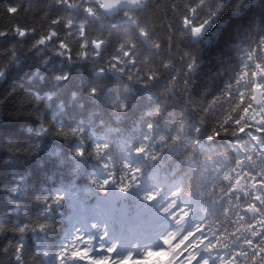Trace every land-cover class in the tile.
Masks as SVG:
<instances>
[{
	"label": "trees",
	"instance_id": "16d2710c",
	"mask_svg": "<svg viewBox=\"0 0 264 264\" xmlns=\"http://www.w3.org/2000/svg\"><path fill=\"white\" fill-rule=\"evenodd\" d=\"M196 2L146 0L137 9H119L112 17L93 19L81 9L58 6L55 0H0V32L7 33L0 35V264H59L60 248L78 231L74 221L81 213L92 222L99 221L96 204L101 200L121 195L118 206L125 203L134 210L137 197L147 187H163L162 199L175 180L187 178L190 170L202 172L205 162L211 163L209 152H224L234 164L236 154L229 136L209 140L208 147L194 153L164 149L155 165L134 152L143 142L146 123L153 119L148 113H157L152 122L158 133L171 135L183 125V135L191 139L195 135L192 130L199 128V140L207 143L217 118L230 105L243 107L239 93L247 90L238 89L236 80L247 52L256 49L259 53L264 0H206L201 19L210 8L222 7L199 40L183 31L180 23L185 8ZM9 6H16L18 12H9ZM126 12L146 28L147 37H141L137 26L125 19ZM69 14L77 24L86 23L89 40L106 41L99 57L89 49L87 58H76L81 51L76 26L51 25L53 18ZM17 27L29 34L19 37ZM52 27L58 37L37 46L35 42ZM128 38L136 43L138 59L158 72L159 78L149 86L129 80L124 73L99 72L100 67L108 66L119 43ZM61 42L69 45L73 60L57 54L62 51ZM189 56L196 61L194 72L187 68ZM247 62L252 63L250 58ZM131 71L134 75L135 69ZM65 75L66 80L56 79ZM173 77H177L175 81ZM93 89L95 95L91 94ZM121 102L126 111L117 110ZM58 124L65 130L80 127L83 132L64 137L58 134ZM42 127L48 131L38 135ZM99 140L110 144L108 155L115 171L119 172L126 161L138 163L142 179L148 183L128 194L99 192L95 179L103 170L101 162L91 155ZM78 148H83L84 157L76 155ZM153 175L159 183L149 179ZM57 195L64 197L58 205L52 203ZM159 203L146 206L152 216ZM240 203L247 206L242 194ZM201 219V212L194 209L190 228ZM43 220L50 223L45 232L32 230ZM23 225H29V230L21 241L17 229ZM18 242L23 244L20 259L15 251ZM163 258L153 257L148 264Z\"/></svg>",
	"mask_w": 264,
	"mask_h": 264
},
{
	"label": "snow or ice",
	"instance_id": "6c2138e0",
	"mask_svg": "<svg viewBox=\"0 0 264 264\" xmlns=\"http://www.w3.org/2000/svg\"><path fill=\"white\" fill-rule=\"evenodd\" d=\"M124 3H128L130 7H138L144 0H55L56 5L67 9H81L93 19H100L103 15L115 12ZM205 6L206 0H197L195 4L185 8V14L180 20L182 30L193 38L203 34L222 7L216 5L210 8L207 17L201 19L200 12ZM13 10L18 12L16 6L8 7L9 12ZM125 19L137 26L141 37H147L146 28L139 26L138 21L130 13H125ZM61 23L67 29L74 26L77 28L76 34L81 41V51L77 52L76 58H87L91 54L89 49L94 51L97 57L100 56L106 41L103 38L89 40L85 22L77 24L71 14L66 18L57 17L51 20L52 26ZM15 34L23 38L29 32L25 28L17 27ZM0 35L7 33L0 32ZM58 35L55 27H52L47 35H42L35 43L37 46L45 45ZM155 46L160 47L158 43ZM59 49L62 51H58V55L73 60L67 43H59ZM249 58L252 61L251 65L247 62ZM189 59L191 62L187 65L188 71L194 72L197 66L195 58L189 56ZM138 64L141 66L137 67ZM131 69H135L134 75ZM109 70L124 73L129 80H135L145 86L159 78L157 70L146 67L144 62L138 59L136 43L131 38L119 43L116 54L111 57L108 66L100 67L99 72L102 74ZM2 76L3 71H0V77ZM176 78L173 77V81ZM56 79L66 80L67 76H57ZM236 86L238 89L242 87L247 90L239 93L240 101H244L243 107L240 104L230 105L229 109L217 118L207 135L208 140L220 136L233 138L232 147L236 154L234 164L224 152H209L211 163L205 162L204 170L199 174L190 170L187 178L175 180L170 185L166 197L161 199L163 187L149 186L137 197L138 203L134 210L118 206L119 202L113 201L111 204L113 211L121 212L123 218L111 216L107 220L90 223L89 227L92 229H103L99 236L77 231L60 248L57 256L59 264H148L153 257H168L163 264H264V36L260 37L258 54L256 49L247 52ZM91 94L95 95L96 90L93 89ZM126 108V104L121 102L117 110L126 111ZM193 109L195 110V105ZM148 115L154 119L157 113ZM152 120L145 125L143 142L134 149L135 155L144 162L155 165L161 160L164 149H175L178 152L188 150L193 153L201 150L199 128L193 129L195 135L188 139L183 135V125L171 135L161 134L157 132ZM57 128L58 134L64 137L79 136L83 132L80 127L65 130L58 124ZM47 131V128L42 127L37 134ZM157 144L163 147L157 148ZM109 147L110 144L106 140H99L94 143L91 152V155L101 162L103 170L102 175L95 179V188L99 192L128 194L139 190L142 184L148 183L142 179V168L138 163L126 161L119 172L115 171L108 155ZM76 155L84 157L83 148H78ZM149 179L160 182L155 175ZM167 182L168 178L165 177L164 183ZM241 194L246 207L240 203ZM63 198L62 195H57L52 203L58 205ZM182 199H186L191 207L189 203H182ZM154 201H160L155 217L146 209V206ZM194 209L201 212L203 219L189 228V219ZM159 216L167 217L173 225L160 237L163 247H149L143 252L128 251L123 255H117V244L104 245L109 225L123 231L126 218L127 231L136 235L147 228L158 229L159 221L156 218ZM49 227V221L43 220L33 225L32 230L45 232ZM27 230L29 225L18 227L21 241ZM97 237L100 245L96 244ZM22 250L23 244L18 242L15 245L17 259H20Z\"/></svg>",
	"mask_w": 264,
	"mask_h": 264
},
{
	"label": "water",
	"instance_id": "95a60500",
	"mask_svg": "<svg viewBox=\"0 0 264 264\" xmlns=\"http://www.w3.org/2000/svg\"><path fill=\"white\" fill-rule=\"evenodd\" d=\"M145 2H146V0H144V3H145ZM139 7H140V6H138V7H130L128 3H124V4L121 6V8H119V9H130V10H134V9L139 8ZM119 9L116 10L115 12L111 13V14H106V15L109 16V17H111V16L117 14V13L119 12ZM202 35H203V34H202ZM202 35H200L199 37H197V38H195V39L199 40V39L201 38Z\"/></svg>",
	"mask_w": 264,
	"mask_h": 264
},
{
	"label": "rangeland",
	"instance_id": "374dc122",
	"mask_svg": "<svg viewBox=\"0 0 264 264\" xmlns=\"http://www.w3.org/2000/svg\"><path fill=\"white\" fill-rule=\"evenodd\" d=\"M148 231H150V230H148ZM92 235V234H91ZM93 236H94V233H93Z\"/></svg>",
	"mask_w": 264,
	"mask_h": 264
}]
</instances>
